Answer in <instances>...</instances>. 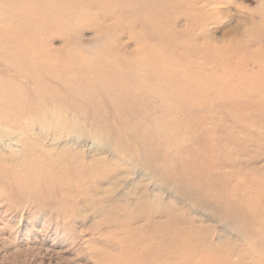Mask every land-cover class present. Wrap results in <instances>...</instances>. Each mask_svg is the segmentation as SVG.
I'll use <instances>...</instances> for the list:
<instances>
[{
  "label": "rangeland",
  "instance_id": "rangeland-1",
  "mask_svg": "<svg viewBox=\"0 0 264 264\" xmlns=\"http://www.w3.org/2000/svg\"><path fill=\"white\" fill-rule=\"evenodd\" d=\"M0 130V264H264V0H0Z\"/></svg>",
  "mask_w": 264,
  "mask_h": 264
},
{
  "label": "bare ground",
  "instance_id": "bare-ground-1",
  "mask_svg": "<svg viewBox=\"0 0 264 264\" xmlns=\"http://www.w3.org/2000/svg\"><path fill=\"white\" fill-rule=\"evenodd\" d=\"M263 4V3H262ZM262 18V17H261ZM160 57V56H159ZM241 79V78H240ZM249 83V82H248ZM260 83V82H259ZM258 85V84H257ZM249 88V87H248ZM251 89V88H250ZM248 92V91H247ZM201 103V102H200ZM2 122V121H1ZM60 122H61V120H60ZM10 124V123H9ZM2 126L4 125V124H1ZM55 126L54 127H58V125H60V123L59 124H54ZM1 126V127H2ZM5 127V126H4ZM3 127V128H4ZM8 128V127H7ZM10 135V134H9ZM9 135H8V133L7 132H2L1 130H0V141H2L3 139V136H5V137H7V138H9ZM12 139H5V141H7V142H10ZM4 141V142H5ZM14 142V141H13ZM12 143L10 142L9 143V145H8V147L10 148V149H12V145H11ZM18 150H20V149H18ZM89 202V201H88ZM88 202H85V203H88ZM138 219H141V220H147L148 218H144V219H142V218H140V217H137ZM134 220H135V218H134ZM140 262H143V259H140Z\"/></svg>",
  "mask_w": 264,
  "mask_h": 264
}]
</instances>
